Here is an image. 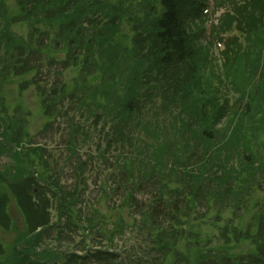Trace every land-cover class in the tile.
<instances>
[{"label":"trees","instance_id":"16d2710c","mask_svg":"<svg viewBox=\"0 0 264 264\" xmlns=\"http://www.w3.org/2000/svg\"><path fill=\"white\" fill-rule=\"evenodd\" d=\"M210 3L225 12L212 30L219 42L203 45ZM46 65L61 66L63 77L61 90L52 89V116L63 117L60 100L89 112L70 121L69 144L75 156L81 138L94 143L108 172L91 211L118 229L98 228L108 248L87 256L77 254L88 249L85 240L67 255L39 252L44 237L60 241L67 233L72 240L70 220L76 229H94L77 226L89 214L75 209L79 186L73 193L46 177L50 184L33 185L39 207L20 205L30 239H17L4 264H264V0H0L6 144L29 141L27 122L8 113L6 82L39 75ZM27 151L33 165L49 166L41 146ZM2 186L0 213L8 214L11 194ZM47 196L58 203L53 226ZM114 198L119 204L108 206ZM64 217L70 220L62 225ZM38 227L44 229L35 234ZM128 228L142 237L140 256L116 252L115 238ZM204 237L224 243L192 262L191 241Z\"/></svg>","mask_w":264,"mask_h":264},{"label":"rangeland","instance_id":"374dc122","mask_svg":"<svg viewBox=\"0 0 264 264\" xmlns=\"http://www.w3.org/2000/svg\"><path fill=\"white\" fill-rule=\"evenodd\" d=\"M219 16V15H217ZM214 15L212 10L210 11V14L207 16V20H214ZM211 26V22L209 21L207 23V29L209 30ZM204 44V43H202ZM45 72V75L40 78L36 77L34 81L41 82L42 87L47 89L49 92L53 88L54 85H59V81L63 78L58 75V73L61 71V66H56L53 68L49 69V66L46 65L42 69ZM41 70V71H42ZM24 80V79H23ZM7 93L5 95L8 96V108H10L11 115L15 114L14 109L16 106H19L21 111L23 112H29L28 118H29V125L26 128L27 129V134L34 135L37 133H41L42 135H36L31 138V142L33 144H39L44 146L46 149H44V152L42 153L43 157H46L47 159L50 158V161L53 163V168H54V176L55 180H57L64 189L68 188L71 190V192H75L76 186L80 185L86 189L85 193L79 190L78 194L76 195L77 198H81V202L75 206L76 211H86L89 214L87 218L84 217V220H79L78 224L80 227H87V226H92L94 227V234L91 237L85 238L86 245H88V249L84 250V254L88 252L89 250L94 249L96 246L97 248H102L106 249L108 248L107 246V240H109L108 236H100L97 234V229L100 227H104L107 231L110 233L115 232L117 228V224L113 226L111 222H107L106 224H102V221L99 219L95 218V214L91 211L89 208L94 201H96L97 197L101 194L102 189H101V184L106 182L107 178V172H101L100 168L103 167L101 163H99L96 159V149L92 147V144L87 143L85 147H83L81 144H79V155L78 156H72L70 147L68 144V137L72 134V131L70 132V121L71 118L74 116L73 113H69L68 110H63L61 111L63 114V117H60L61 120L55 121L53 124L49 126V131L46 133V127L48 124H50L53 120L52 117L47 115L44 112L43 109V103L37 99L32 97L33 96V91L30 89L27 92L25 91L20 95L19 89H22L24 86L20 85L18 83H12L10 82L7 86ZM45 97L51 99L52 95L47 94ZM18 99V100H17ZM17 100V101H16ZM70 101L66 100L65 104L62 107H67L70 109L71 105L69 104ZM51 105V103H49ZM74 108L71 110L74 112V110H77L76 112H79L77 117L81 122V110H78L76 108V103H73ZM60 106V105H58ZM52 110H49L48 113H51ZM86 116H89V112L85 109L83 111ZM69 115H68V114ZM28 114V113H27ZM71 118H70V117ZM92 121L93 118H90ZM83 121V120H82ZM91 125V124H88ZM88 127V126H87ZM90 127V126H89ZM82 142V141H81ZM83 144V142H82ZM49 150H48V149ZM92 157V158H91ZM8 158H4L3 162H8ZM80 161H85L88 163L87 168L84 170V173H81V179H78V174L80 171H77V174L75 173V168L78 167V164ZM113 164V163H112ZM29 166V165H28ZM40 171L42 167H39ZM31 170V168H30ZM113 168L111 169V171ZM110 171V172H111ZM32 172V170H31ZM110 186L115 187V182L112 181L109 183ZM79 186V189H80ZM75 188V189H74ZM28 194V193H27ZM22 204L27 206L26 201H27V196L23 194L21 196ZM115 200V201H114ZM119 199L114 198L112 201L109 202L108 206H115L119 204ZM56 205L57 201L55 199L50 201L48 205V209L50 211H47V220H49V223L52 224V222L56 223L58 222L57 218V213H56ZM13 213L15 217L17 218V221L21 222L20 214L15 205H13ZM79 219H82V217L79 216ZM225 223L227 221H224ZM36 223V221H34ZM70 222L69 224H71ZM77 224V226H79ZM19 227H21L18 224ZM44 229V227H40ZM74 232L71 233L72 240H69L66 235L62 234V238L60 239V242H55L51 241L49 247L52 248H59L63 252H71L74 250L75 245L79 244L83 240V236L81 234V230L76 231L77 229L74 228ZM204 231L207 232V229H204ZM107 232V235L109 234ZM9 235L11 234H2L1 239L3 240V246H6L7 244L10 243V237ZM57 235V234H56ZM16 234H12L11 238H14ZM45 236H48L45 235ZM55 240V239H54ZM208 240V239H207ZM201 241V240H200ZM142 242V237L138 233V229L136 230H131L127 229V231L121 236L118 235L115 238V244L118 245V249L116 252L121 251V248L126 249L129 253H132L136 256H140L141 250H140V243ZM71 243V245H70ZM224 243V239H217L214 238L213 242L210 243L205 242V237L202 239L201 243H198L196 240H192L191 244L196 246V248L193 250L190 244V251L191 254V260L194 262V257H196V261H198L199 256L196 255L197 253H210L212 250L215 252V247L218 245ZM82 253V252H80ZM5 261V260H4ZM3 261V262H4ZM210 261V260H209ZM212 262V261H211ZM2 262H0L1 264ZM199 264V263H196Z\"/></svg>","mask_w":264,"mask_h":264}]
</instances>
